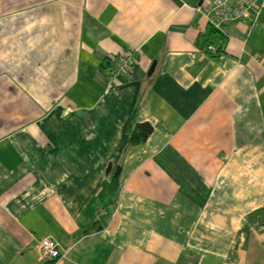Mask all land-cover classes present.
I'll return each mask as SVG.
<instances>
[{"label": "crops", "instance_id": "crops-1", "mask_svg": "<svg viewBox=\"0 0 264 264\" xmlns=\"http://www.w3.org/2000/svg\"><path fill=\"white\" fill-rule=\"evenodd\" d=\"M200 1L0 0V264H264V8Z\"/></svg>", "mask_w": 264, "mask_h": 264}, {"label": "built area", "instance_id": "built-area-1", "mask_svg": "<svg viewBox=\"0 0 264 264\" xmlns=\"http://www.w3.org/2000/svg\"><path fill=\"white\" fill-rule=\"evenodd\" d=\"M264 8V0H201L197 10L202 13L208 24L219 29L221 24L230 20L244 21L251 10L255 15ZM205 50L208 53L216 51L213 43H207ZM135 50L112 59L114 73H126L137 62ZM40 252L45 259H60L66 257L67 250L60 249L58 242L52 237H44L39 242Z\"/></svg>", "mask_w": 264, "mask_h": 264}, {"label": "trees", "instance_id": "trees-1", "mask_svg": "<svg viewBox=\"0 0 264 264\" xmlns=\"http://www.w3.org/2000/svg\"><path fill=\"white\" fill-rule=\"evenodd\" d=\"M208 35L209 38L207 39V42L213 43L215 45V53H210L213 55H217L219 50L222 46V41L224 39L221 31L219 29L213 28L211 25H208ZM153 127L149 122H136L134 123L130 129H129V136L130 140L133 143H139L141 141H144L146 137L150 134ZM119 172V168L117 167L113 174L112 184H111V190L113 191L115 185H116V178Z\"/></svg>", "mask_w": 264, "mask_h": 264}, {"label": "water", "instance_id": "water-1", "mask_svg": "<svg viewBox=\"0 0 264 264\" xmlns=\"http://www.w3.org/2000/svg\"><path fill=\"white\" fill-rule=\"evenodd\" d=\"M152 67H153V64H152V66H151L150 70H152Z\"/></svg>", "mask_w": 264, "mask_h": 264}]
</instances>
